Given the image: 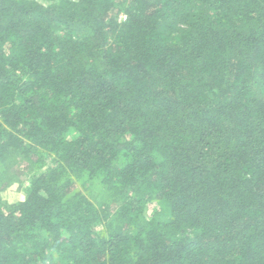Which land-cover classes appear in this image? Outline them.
Masks as SVG:
<instances>
[{"label": "trees", "instance_id": "16d2710c", "mask_svg": "<svg viewBox=\"0 0 264 264\" xmlns=\"http://www.w3.org/2000/svg\"><path fill=\"white\" fill-rule=\"evenodd\" d=\"M0 264H264V0H0Z\"/></svg>", "mask_w": 264, "mask_h": 264}, {"label": "rangeland", "instance_id": "374dc122", "mask_svg": "<svg viewBox=\"0 0 264 264\" xmlns=\"http://www.w3.org/2000/svg\"><path fill=\"white\" fill-rule=\"evenodd\" d=\"M89 194L95 195V192L90 191ZM9 202H16L23 199L22 190L17 186H13L4 197Z\"/></svg>", "mask_w": 264, "mask_h": 264}]
</instances>
